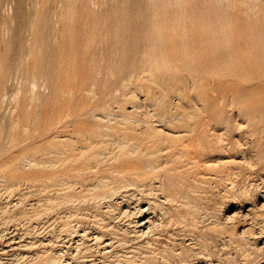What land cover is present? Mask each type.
Instances as JSON below:
<instances>
[{"label":"rangeland","instance_id":"obj_1","mask_svg":"<svg viewBox=\"0 0 264 264\" xmlns=\"http://www.w3.org/2000/svg\"><path fill=\"white\" fill-rule=\"evenodd\" d=\"M0 264H264V0H0Z\"/></svg>","mask_w":264,"mask_h":264},{"label":"bare ground","instance_id":"obj_2","mask_svg":"<svg viewBox=\"0 0 264 264\" xmlns=\"http://www.w3.org/2000/svg\"><path fill=\"white\" fill-rule=\"evenodd\" d=\"M143 224V223H142Z\"/></svg>","mask_w":264,"mask_h":264}]
</instances>
